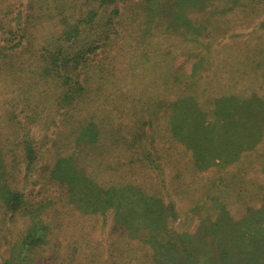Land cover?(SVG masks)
Returning <instances> with one entry per match:
<instances>
[{"label": "trees", "instance_id": "obj_1", "mask_svg": "<svg viewBox=\"0 0 264 264\" xmlns=\"http://www.w3.org/2000/svg\"><path fill=\"white\" fill-rule=\"evenodd\" d=\"M117 1L83 0V9L81 0H75L80 18L73 24L63 20L64 31L54 30L61 22L53 21V35L47 39L34 34L37 22L32 16L34 19L36 15L30 14L16 32L7 31L17 35L5 38L0 45V74L8 75V79L0 78V103L6 100L1 112L2 118L10 123V134L0 130V238L6 241L2 243L6 249L4 255H0V264H43L40 262L43 254L37 256V252L49 240L50 243L60 242V230L64 233L63 243H82L79 254H75V258L82 257V260L76 264H107L103 263L106 259L99 262L106 254L103 253L107 251L105 245L112 251L115 264H264V158L258 162L261 165L256 169V177L249 174L253 167L249 166L248 159L246 166L249 167L240 168L243 170L240 173L230 174L227 170L229 176L223 172L215 179L208 177L197 188L193 183L183 189H169L168 184L154 181L152 193L123 180L120 174H116L122 178L119 182L107 180V167L102 171L91 169L94 163L117 155L126 146L137 155L135 160L140 161V168L156 172V167H162L160 157L153 151L155 147H151L155 146L153 137L156 136L149 142L143 141L146 132L141 126L142 120L136 128L125 124L127 132L121 131L117 125L119 118L108 117L112 107L110 103L106 105L108 99H103L104 89L93 84L95 77L105 81L107 72L113 74L108 67L110 54L105 51L122 23ZM125 1L130 2L124 8L131 11L134 22L129 30L139 32V25L145 19L151 26L155 19L152 16L167 14L168 18H157L155 22L165 26L167 35H177L184 30L200 35L187 13L203 9L209 2ZM262 2L264 0H248L253 7ZM132 35V32L124 33L126 37ZM17 49H23L27 57H17ZM99 51L102 59L92 63L91 59ZM104 59L106 64H103ZM234 71L231 72L232 82L224 86L226 91L237 90ZM213 77H208L210 83L202 91L197 84L190 88V94L183 87L176 86L175 93L172 87H164L158 94L166 98L159 100L161 103L154 109L156 113L167 115L172 140L181 141L190 149L193 167L199 171L212 165L224 167L244 161L246 157L241 155L257 146L264 137V98L253 91L245 96L233 91L213 96ZM25 85L30 88L25 90ZM34 93L51 97L50 102L62 110L66 119L63 125L64 122L69 124L59 131L54 145L35 137L26 128L30 124H21L16 119L19 112L26 121L35 118L34 111L39 112L40 107L35 106L38 100L30 98ZM117 94L125 97L127 91ZM199 99L206 102V106L215 102V106L222 102L227 105L221 110L214 106L215 111L210 108L203 111L198 105ZM89 101L93 105L91 109ZM32 103L34 110H31ZM78 108L85 112L76 113ZM159 114L144 124L154 126L155 122L156 128ZM208 116L211 119L205 122ZM234 122L242 123L239 133L222 143L225 130ZM223 125L227 128L219 138ZM206 143L218 146L217 151L209 152ZM17 156L20 162L13 165ZM6 157H11L12 162ZM132 160L130 157L128 162H134ZM35 165L41 168L38 176L44 182L36 193L28 191L26 197L19 181L31 176ZM7 166L10 168L6 169ZM14 181L17 183L13 184ZM52 189L58 190L59 196L49 199ZM182 190L187 192L182 196L187 203L185 208L172 198ZM180 209H184L183 212ZM69 210L78 214L77 221L67 219L60 224L48 215L52 211L56 217L60 214L66 217L70 215ZM80 216L92 222L86 224ZM19 222L24 227L17 228L12 235L9 227ZM97 229L100 237L96 235ZM106 231L108 236H104ZM63 256L65 253L56 252L53 260H57V264H71Z\"/></svg>", "mask_w": 264, "mask_h": 264}, {"label": "rangeland", "instance_id": "obj_2", "mask_svg": "<svg viewBox=\"0 0 264 264\" xmlns=\"http://www.w3.org/2000/svg\"><path fill=\"white\" fill-rule=\"evenodd\" d=\"M74 1L40 0L39 3L38 1L35 2V0H0V45L4 44L5 38L12 39L17 35L8 34L9 32L7 31L12 30L16 32L19 27L24 26L30 14L36 15L34 19L32 16V20L37 22V26L34 29L35 35L41 37L44 35V39L52 36L53 21L61 22L59 28L54 27V30H66L62 26L63 20L69 24H73L80 18V15L78 16L79 6L77 8ZM189 1L194 2L196 0ZM82 2L83 0L80 2L81 7L85 9V4ZM129 4L130 2L125 0H118L116 2V5L122 11V15L120 16V22L122 23L118 25V34L115 36L111 34L113 42L105 51L107 55L110 54V65L108 67L113 70V74L111 75L110 72H107L104 77L105 81L97 76L93 79V84L97 88L101 86L104 89L102 90L103 99H108L109 102L106 105L110 103L109 105L112 107V113L109 111L108 117L116 116L119 118L120 122L117 125L121 131L127 132L125 124L130 127L135 125L136 128L141 123L139 121L142 120L141 126H143L146 132L143 141L149 142L153 136H156L153 137L155 146L151 147H155L153 151L156 150V155L160 157L162 167H156L158 168H155L156 172L140 168V161L135 160L137 155L132 154L126 146L128 151L125 148L119 150L117 155L96 162V164L94 163L91 169L93 171H102L107 167L106 169H109L107 180H112L115 183L119 182L122 178L119 179L120 177L116 176V174H120L123 180L133 182L140 186L144 192L151 193L153 192L152 188L155 186L153 184L155 183L154 181L168 184L169 189L171 187L183 189V187H188L193 183H195L194 186L197 188L198 184L205 181L208 177L215 179L223 172L225 176H229V174H226L227 170H229L228 173L230 174L235 172L240 173L244 170V167L249 166L253 167L249 173L251 174L250 176L256 177L258 175L256 169H259L261 165L258 162L264 158V137L257 146L249 151H245L241 155V157L245 155L244 161L240 162L238 160L224 167L212 165L207 169L199 171L193 167L190 149L183 145L181 141L175 142L172 140L167 115L156 113L154 109L161 103L159 100L166 98L158 94V92L163 91L164 87H172V93H175L176 86L183 87L187 89L186 93L190 94V88L196 84L200 91L205 86H208V83H210L208 81L209 76H214L212 79L213 96L228 94L232 91L235 92L232 89L226 91V88H224V86L232 82L231 72L233 70H235L234 73L236 72V77L234 78L236 80L234 81V85L235 87L237 86L236 95L245 96L249 95L250 91H253L259 97L264 98V2L259 6L253 7L252 4L248 3V0H209L208 6L203 9L187 13V18L190 17L193 23H196L195 27L199 28L197 30L201 32L200 35L190 34L186 30L183 32L178 31L177 35H167L169 32H165V26L155 23L157 18H168L167 14L152 16L155 18L154 22L151 23L152 27L149 24L150 22H146L145 19L139 25V32H135V30L131 31L129 30L131 23H134L130 14L131 11L124 8V6ZM152 17L149 18L151 19ZM126 31L132 32L133 35L130 37L124 36ZM165 35L167 36L165 37ZM22 51L23 49L15 50V53L18 54L17 57L19 55L27 57L25 51ZM101 57L102 52L100 53L99 51L91 59L92 63H96L99 59H102ZM103 64H106L105 59L103 60ZM18 66L24 67L23 65ZM194 72L196 74H193ZM7 76L4 72L0 74V78L3 79H8ZM29 88L28 85H25L24 89L27 90ZM120 91H127V95L125 97L119 96L117 93ZM162 94H167L170 98L175 97L169 93L162 92ZM30 98L38 100V105L35 106L40 107L39 112L34 111L36 115H34L35 118L32 121L22 119L19 116L20 112L16 119L21 124H30L26 128H29L31 134H34L35 137H38V139L47 145L56 144L58 141L57 137L60 134L59 131L69 125L66 122L63 125V121H66V119L62 114V110H59L50 102L51 97L44 94L38 96V93H34ZM202 101L200 100L198 105L200 106V110L203 111L209 108L213 109L216 103L206 106V102L202 103ZM4 102L0 103V130L10 134L8 129L10 128V123L2 118V112L6 106ZM222 103L216 105L215 109L221 110L222 107L225 108L227 104ZM33 105L34 103L31 104V110H34ZM239 105L241 104L239 103ZM91 108H93V105L90 102ZM215 109L213 110L215 111ZM213 110L211 114L214 118ZM84 112L82 108L76 110V113ZM158 114L159 123L156 128L155 122L154 126L148 123L144 124L145 121L154 119ZM233 118H235V114ZM210 119L211 116H208L205 118V122L210 121ZM184 127H186L185 123ZM239 127H242V123L240 122H234L228 130H225L227 126L221 127L218 134L219 138H221L225 130L221 142H227L230 137L236 136L240 131ZM139 130L142 131V129ZM121 131L118 132V135L122 134ZM217 149L218 146L211 143L207 146L209 152L215 153ZM150 154L154 155L151 151ZM130 157H132V161L134 162H128ZM10 159L11 157H6L8 162H12ZM16 159L15 161L13 160V165L19 163L21 158L17 156ZM248 159L250 165L246 166ZM116 167L118 169L114 171L113 169H116ZM9 168V166L6 167V169ZM217 168L221 171L216 170ZM240 168H243V170ZM39 171H41V168L35 165L32 175L19 181V185L23 186L26 197L29 196L28 191L36 193L41 188L44 179L38 176ZM40 176L42 175L40 174ZM14 183H17V181H14ZM186 194L187 192L184 190L178 191V194L174 195L175 197L172 196V198L177 200L179 206L182 205L185 208L187 203L182 196ZM51 196H54V198L56 196L57 198L59 196L58 190L52 189L48 198L50 199ZM183 210L180 209L181 212ZM69 214L66 217L60 216L61 214L59 217H56L52 211L48 213L49 217H54L60 224L63 223V220L68 219L75 222L79 219L77 217L78 214H74L73 211L69 210ZM80 219H83L86 224L92 222V219L85 218V216H80ZM23 227L24 224L19 222L15 226H10L9 229L12 235H14L15 231L17 232V228L20 230ZM99 233L100 230L97 229L96 235L98 237L101 236ZM74 235L77 237L78 233L74 231ZM105 235H109L108 231H106ZM59 239L60 242L54 240L51 243L49 240L45 246L38 250L37 256L43 254L41 258L43 260L40 262L43 264H57L58 261L53 260L56 252L65 253L63 259H67L71 264L80 262L82 257L75 258V254H79L78 250L81 249L79 245H82V243L78 242V245L74 242L63 243V230H60ZM2 243H6V241L0 238V255H4V250L6 249V245ZM105 247L107 251L103 253L106 254L99 262L101 263L103 259H106V262L103 260V263L115 264L112 251L108 249V245H105Z\"/></svg>", "mask_w": 264, "mask_h": 264}]
</instances>
